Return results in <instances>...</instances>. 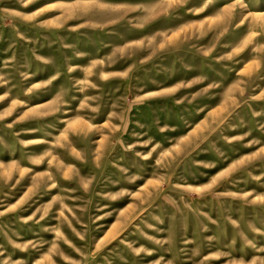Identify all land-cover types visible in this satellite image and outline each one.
<instances>
[{"label":"rangeland","instance_id":"obj_1","mask_svg":"<svg viewBox=\"0 0 264 264\" xmlns=\"http://www.w3.org/2000/svg\"><path fill=\"white\" fill-rule=\"evenodd\" d=\"M0 264H264V0H0Z\"/></svg>","mask_w":264,"mask_h":264}]
</instances>
